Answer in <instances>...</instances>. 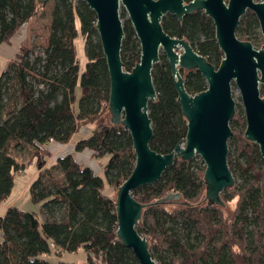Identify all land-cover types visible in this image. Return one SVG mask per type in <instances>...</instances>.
<instances>
[{
	"label": "trees",
	"instance_id": "16d2710c",
	"mask_svg": "<svg viewBox=\"0 0 264 264\" xmlns=\"http://www.w3.org/2000/svg\"><path fill=\"white\" fill-rule=\"evenodd\" d=\"M53 2L43 56L30 59L29 50L19 44L7 63H0V204L9 196L15 174L25 167L15 151L27 147L29 161L37 170L28 191L38 207L37 211H25L11 205L0 215V264H78L61 260L63 253L78 250L85 254L82 264H138L132 251L116 237L115 196L105 191L103 178L71 153L46 165L52 142L67 143L73 134L96 123L107 110L109 91L94 11L83 0ZM43 4L0 0V44L10 43ZM122 25L120 56L123 69L130 70L139 60V41L128 19ZM161 25L168 35L186 39L218 66L222 52L215 41L213 22L204 11L195 10L180 20L167 13ZM258 27L254 13L247 9L235 33L263 47ZM78 36L84 41L86 57L82 69L75 50ZM180 72L189 93L206 87L198 70ZM151 76L157 97L147 104L152 124L149 145L166 153L185 136L186 121L163 53L153 64ZM7 81L14 87V103L9 108L2 105ZM238 124L240 128L227 142V163L234 177L239 170L242 181L221 192L223 206L204 198V164L196 166L179 158L156 182L132 190L137 201L151 203L142 209L136 228L147 237L158 264H264L263 159L258 146L243 137L244 116L234 113L229 125ZM73 149L90 150L95 157L107 155L102 173L108 187L115 190L135 162L130 136L121 125L97 124L74 142ZM169 191L180 192L179 198L153 203ZM232 200L234 208L226 212ZM161 218L192 230L197 242L183 241L172 226L160 227Z\"/></svg>",
	"mask_w": 264,
	"mask_h": 264
},
{
	"label": "water",
	"instance_id": "95a60500",
	"mask_svg": "<svg viewBox=\"0 0 264 264\" xmlns=\"http://www.w3.org/2000/svg\"><path fill=\"white\" fill-rule=\"evenodd\" d=\"M46 1L37 0L38 3ZM83 1L96 16L95 30L109 79L107 110L99 120L106 116L107 123L121 125L130 136L135 155L130 174L115 192V234L118 241L132 251L138 264H158L150 253L147 237L136 228L142 209L151 203L137 201L131 192L156 182L175 158L190 161L198 154L204 164V198L212 204L224 205L221 192L235 182L227 163V142L232 135L229 120L235 113L232 83L239 90L243 107V137L258 146L264 167V42L261 43L263 47L252 45L235 33L240 16L249 9L264 34V0ZM121 7L126 11L140 47L139 60L130 70L123 69L120 56L123 38ZM195 10L204 11L213 22L215 41L222 52L217 67L199 54L189 41L170 36L162 28L161 20L167 13L180 20ZM160 53L168 62L177 93L176 101L186 121L185 136L166 153L157 152L149 145L152 124L147 104L157 97L151 69ZM180 69L198 70L206 87L189 93ZM179 196L180 192L169 191L153 203L178 199Z\"/></svg>",
	"mask_w": 264,
	"mask_h": 264
},
{
	"label": "rangeland",
	"instance_id": "374dc122",
	"mask_svg": "<svg viewBox=\"0 0 264 264\" xmlns=\"http://www.w3.org/2000/svg\"><path fill=\"white\" fill-rule=\"evenodd\" d=\"M53 3H54L53 0H47L46 2H44L40 12L19 30L17 35H15L11 39L10 43L0 44V63L3 66L7 63V61L9 60L11 55L15 52L19 44H23L29 50L30 59H32L36 55L43 56V50L46 46V41L50 30L51 11L53 7ZM120 16L122 23H124L125 20L128 19L126 11L123 9V7L120 8ZM256 31H259L258 34H261L258 35V38L260 39V43H263L264 34L260 32L259 27L257 28ZM75 50L79 61L80 69H82L86 57H85L84 41L81 38V36H78L75 39ZM8 74L11 75L12 70L9 69ZM13 90L14 87L12 83L7 81L5 85V91L3 94V100H2V105L6 108L13 106L14 103ZM231 92L233 99L235 101V114L241 113L244 116L239 90L233 83L231 85ZM103 102L102 104H104ZM100 123L102 124L107 123L106 116H104L102 120L98 119L96 123L93 124L92 127ZM239 128H240V124L236 125L235 127H231L232 134L234 133V131L238 130ZM78 137H79V133L75 134L72 140L75 141ZM50 147L52 148V155L49 158H47V162H46L47 166H49L58 156H62L64 154L70 153L68 150L66 151V148H64V146H60V148H58V147H54L52 144ZM86 152L89 153L88 158L80 159V162L82 163L86 162L85 164L91 166L94 172L99 174L98 167L94 163L95 159L93 160L94 157L92 154L93 152H90L89 150H86ZM29 155H30V151L28 150L27 147H22L15 151V156L20 161L25 163V167L22 171H19L15 174L14 185L11 189V192L9 196L0 204V215L3 214L6 205H13L25 211L38 210L37 204L33 203L30 200L29 191H28V182L30 181L32 174H34L35 171L33 162L29 161ZM106 156L107 155H104V157L102 158H97L98 162L100 164L104 163ZM190 161H192L193 164L196 166H201V164L203 163L202 159L198 154H195ZM234 174H235L236 184L238 185L242 181V177L239 173V170H236ZM100 176L103 178L105 191L115 196L116 190L113 189L112 187L110 188L108 187L103 173H101ZM233 208H234V201L232 200L228 202V204L225 207V210L226 212H231ZM159 224L160 227H169V226L174 227L183 241H188L189 243L197 242L195 233L190 229L184 228L180 223L175 224L169 218H161ZM84 257L85 254L83 250H78L75 252L63 253V255L61 256V260L68 262L74 261L78 264H82Z\"/></svg>",
	"mask_w": 264,
	"mask_h": 264
},
{
	"label": "crops",
	"instance_id": "0c3cea01",
	"mask_svg": "<svg viewBox=\"0 0 264 264\" xmlns=\"http://www.w3.org/2000/svg\"><path fill=\"white\" fill-rule=\"evenodd\" d=\"M93 126V124H91V125H89V126H87L81 133H79V137H83V136H85V135H88L90 132H91V130H93L94 129V127H92ZM78 132H76L75 134H77ZM75 134H73L72 135V137L70 138V140L67 142V143H64V144H57V143H55V142H52V144H53V146L54 147H58V148H60V146H64V148H66V151L68 150L75 158H77L78 160H80V159H87L88 158V155H89V153H87L86 152V150L85 151H82V152H77V151H75L74 149H73V145H74V142L79 138H77L75 141L74 140H72V138H73V136L75 135ZM90 151V150H89ZM91 152V151H90ZM94 156V155H93ZM95 157V156H94ZM93 157V160H94V163L97 165V167H98V171H99V174L98 175H100L101 173H102V166H103V164L104 163H102V164H100L99 162H98V160H97V158H102V157H104V156H101V157H95L94 158ZM106 159H107V156H106ZM105 159V160H106ZM86 163V162H85ZM36 172H37V170L35 169V171H34V174H32V177H31V179H30V181L28 182V185H29V183L32 181V179L35 177V175H36ZM8 206H11V205H6V208L8 207Z\"/></svg>",
	"mask_w": 264,
	"mask_h": 264
},
{
	"label": "built area",
	"instance_id": "2783aa9c",
	"mask_svg": "<svg viewBox=\"0 0 264 264\" xmlns=\"http://www.w3.org/2000/svg\"><path fill=\"white\" fill-rule=\"evenodd\" d=\"M104 103V102H103ZM102 105H105V103L104 104H102Z\"/></svg>",
	"mask_w": 264,
	"mask_h": 264
}]
</instances>
